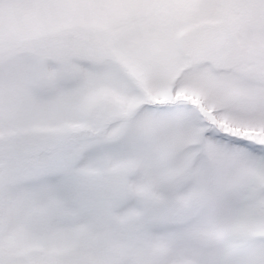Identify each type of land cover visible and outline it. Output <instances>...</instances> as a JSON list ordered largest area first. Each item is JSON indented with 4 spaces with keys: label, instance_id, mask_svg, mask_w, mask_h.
Wrapping results in <instances>:
<instances>
[{
    "label": "snow or ice",
    "instance_id": "6c2138e0",
    "mask_svg": "<svg viewBox=\"0 0 264 264\" xmlns=\"http://www.w3.org/2000/svg\"><path fill=\"white\" fill-rule=\"evenodd\" d=\"M0 264H264V0H0Z\"/></svg>",
    "mask_w": 264,
    "mask_h": 264
}]
</instances>
